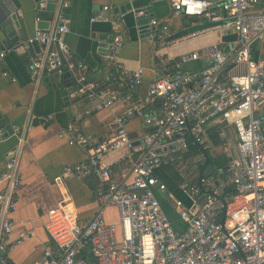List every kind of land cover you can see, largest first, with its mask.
<instances>
[{
  "label": "built area",
  "instance_id": "2783aa9c",
  "mask_svg": "<svg viewBox=\"0 0 264 264\" xmlns=\"http://www.w3.org/2000/svg\"><path fill=\"white\" fill-rule=\"evenodd\" d=\"M59 7L49 20L47 28H37L27 39L7 50L26 53L30 79L39 82L43 77L67 74L74 86L66 97L78 96L92 102L77 120L94 112L111 108L118 99L126 107L115 114V133L93 146L87 160L63 167L53 181L64 177L77 178L92 175L97 181V200L101 205L95 215L80 222L67 198L62 197L45 212V229L51 242L43 247L42 264H260L264 261V118L254 116L257 105L264 102V63L252 57V45L264 37V10L255 6L258 0H170L172 14L207 18L215 22L210 28L190 31L167 42L170 18L148 21L147 36L156 44L173 45L201 36L205 32L235 33L234 46L225 52L221 40L160 61L172 68L169 75L154 80L148 86V100L161 102L162 114L145 113V100L134 96L143 80V67L129 73L117 60V51L124 44L122 15H110V6L101 7V14L92 20L110 24L105 65L115 71L111 76L113 87L97 88L86 72L83 62L74 59L64 42L68 31L64 23L63 8L68 0H54ZM137 16H147L142 8ZM210 29V30H209ZM38 45L39 51L33 52ZM203 61L198 71L185 69L190 61ZM228 62V63H226ZM225 64L237 69L222 75ZM163 68V69H164ZM7 76L8 72H2ZM11 81H15L11 77ZM140 116L146 132L140 140H133L126 125ZM223 117L234 127L236 141L234 154L224 150L229 158L225 172L218 175L196 176L195 181H184L180 191L188 204L166 192L183 223L176 230L161 203L157 188L159 180L155 170L167 159L177 164H192L206 159L209 142L205 124ZM15 127V126H14ZM18 131L17 128H14ZM19 136V134L17 135ZM70 145L82 150L91 146L88 136L79 129L61 131ZM22 138V137H19ZM137 141L144 154L131 161L125 179L114 177L110 165L103 160L105 154L127 148V157ZM189 143L198 149L197 155L183 158ZM0 171V264H6L3 255L8 237L13 230L10 214L16 210L20 186L18 152H14ZM175 153V154H174ZM167 156V155H166ZM196 166V165H195ZM224 173V174H222ZM163 196V195H162ZM117 208V223L106 222L104 206ZM20 236L17 243L22 241Z\"/></svg>",
  "mask_w": 264,
  "mask_h": 264
},
{
  "label": "crops",
  "instance_id": "0c3cea01",
  "mask_svg": "<svg viewBox=\"0 0 264 264\" xmlns=\"http://www.w3.org/2000/svg\"><path fill=\"white\" fill-rule=\"evenodd\" d=\"M7 2L15 8L19 17L21 24V29L17 30V34L20 35L19 41L27 39L37 28H41L40 22L46 21L48 26L51 25L49 20L59 7L58 1H55L54 11L46 8V0L45 6L41 5L44 0ZM105 4L110 6V15H122L124 20L122 32L124 44L117 51L118 62L129 73L140 66L144 69L143 80L136 87L134 96L145 100L146 114L152 116L162 114L163 110L156 106L154 101L148 100L147 93L148 86L154 80L172 72L170 66L164 68L165 65L159 56L174 60L182 53L221 40L223 35L218 31H209L194 39L173 45L160 43L155 45L145 32L138 29L136 21L140 16H137L136 12L139 9L144 8L148 13L147 16L141 17L148 19L155 17L159 20L170 18L167 42L190 31L208 29L215 22L207 18L172 14L170 0H68L67 7L63 8V19L68 28L63 36L64 42L71 56L85 64V70L96 86H99L98 82H106L109 75L105 61L113 33L109 22L92 20V17L102 13L101 7ZM255 7L264 10V0H258ZM186 20L189 22L186 23ZM222 42L225 52L234 46V40ZM13 45L5 39L0 42V51L7 50ZM32 49L33 52L39 51V48L35 49L34 46ZM26 53L7 51L0 58V171L16 151L19 153L18 168L21 175L17 190V208L10 214L13 230L3 253L9 264H42L44 244L51 242L44 226L45 212L62 197L67 198L74 207L80 222H85L95 215L101 205L97 200V181L94 176L86 175L80 178L67 176L60 183L54 182L53 179L61 174L64 166L87 160L96 143L110 138L116 129L113 116L130 103L120 98L111 108L98 110L77 120L78 114H82L92 102L81 96L68 99L61 94L62 90L68 92L73 88V78L63 79L49 75L39 82L32 81L26 63ZM251 53L255 60L264 63V37L252 45ZM202 62L190 61L184 67L189 71H198ZM5 70L8 72L7 76L2 75ZM235 70L237 69L225 64L221 73L227 76ZM11 77L16 80L11 81ZM254 116L264 118V102L257 105ZM34 118H37L35 123ZM74 129H79L90 138L91 146L86 150L68 144L65 138L60 136L61 131L70 132ZM146 130L144 120L140 116L133 117L126 125V131L133 140H140ZM204 130L212 157H226L224 150L227 149L232 153L236 134L234 127L223 117L208 121ZM128 152L127 148H121L105 154L103 160L110 165L114 177L125 179L124 172L128 174L131 161L141 157L144 149L140 142L135 144L131 160L127 157ZM157 153H163L164 159L161 167L154 172L159 180L158 187L161 186L163 193L169 192L187 205L188 198L180 191L179 185L167 171L165 159L172 153L165 154L163 150ZM177 170L185 182H191L197 176L196 166L188 161L177 164ZM173 182L175 184H172ZM158 190L160 189L157 188V192ZM158 195L173 227L180 230L183 223L172 200ZM102 213L106 222L117 223L118 212L115 206H104ZM20 236L24 237L17 243Z\"/></svg>",
  "mask_w": 264,
  "mask_h": 264
},
{
  "label": "water",
  "instance_id": "95a60500",
  "mask_svg": "<svg viewBox=\"0 0 264 264\" xmlns=\"http://www.w3.org/2000/svg\"><path fill=\"white\" fill-rule=\"evenodd\" d=\"M46 8L50 11H54L55 1L54 0H46ZM41 5L45 6V0L44 2H41ZM148 17H139V19L136 21V24L138 26V29L140 32H145L147 35V26H148ZM189 20H186V23H188ZM48 26V22H40L41 28H46ZM21 29V24L19 21V17L17 15V12L14 7L10 6L7 0H0V42L4 41L5 39H8V42L10 44H15L19 42L20 35L17 34V30ZM236 39L235 33H230L227 35H223L221 37L222 41H233ZM154 41V40H153ZM155 45L156 42L154 41ZM35 49H38V45H34ZM57 77V76H56ZM68 77L67 74L63 75V79ZM61 94L66 97L67 91L62 90ZM37 121V118L33 119V123ZM134 144H137L138 142H133ZM156 152H160V149H157ZM234 154V150L232 149V155ZM158 193L165 196L166 193H161L160 190H158ZM260 264H264V261Z\"/></svg>",
  "mask_w": 264,
  "mask_h": 264
},
{
  "label": "trees",
  "instance_id": "16d2710c",
  "mask_svg": "<svg viewBox=\"0 0 264 264\" xmlns=\"http://www.w3.org/2000/svg\"><path fill=\"white\" fill-rule=\"evenodd\" d=\"M106 67V65H105ZM107 68V67H106ZM109 71V75L106 78V82H98L99 86H97V88H103L106 86H110L113 87L112 84V80H111V76L114 73V69L111 68H107ZM58 76L57 74H53L50 77H55ZM64 75V74H63ZM62 76H58V77H63ZM92 79V78H91ZM112 85V86H111ZM154 103L156 106H158L159 108H161V102L159 100H154ZM147 107L145 106V109ZM198 149L195 145L189 143L188 145V151L183 153V158L187 159L189 157H194L197 155ZM229 162V158L227 157H212L211 154L209 153V151L206 153V159L202 162H198L195 163L196 168H197V175L198 176H202V175H218L219 172H225V167ZM193 162H191L192 164ZM164 165V164H163ZM166 167L168 168V173L171 175L172 179L177 182L178 185H180L182 182L185 181V179L181 176V174L179 173V171L177 170V165H175L174 161H168L166 162ZM224 174V173H222ZM196 179V178H195ZM195 179H193V181H195ZM172 184H175L174 182ZM6 264H9L8 261H6Z\"/></svg>",
  "mask_w": 264,
  "mask_h": 264
},
{
  "label": "rangeland",
  "instance_id": "374dc122",
  "mask_svg": "<svg viewBox=\"0 0 264 264\" xmlns=\"http://www.w3.org/2000/svg\"><path fill=\"white\" fill-rule=\"evenodd\" d=\"M188 176V175H187ZM188 177H192V176H188Z\"/></svg>",
  "mask_w": 264,
  "mask_h": 264
}]
</instances>
